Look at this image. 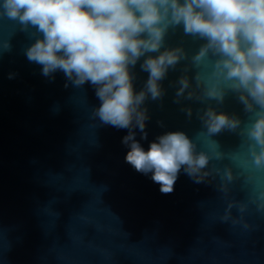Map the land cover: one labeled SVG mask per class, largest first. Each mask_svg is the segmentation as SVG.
Returning a JSON list of instances; mask_svg holds the SVG:
<instances>
[{"label": "water", "instance_id": "water-1", "mask_svg": "<svg viewBox=\"0 0 264 264\" xmlns=\"http://www.w3.org/2000/svg\"><path fill=\"white\" fill-rule=\"evenodd\" d=\"M36 38L0 17V264H264V168L253 163L244 131L254 116L236 93L218 104L197 87V72L207 86L227 87L213 75L217 57L192 64L204 41L169 30L165 47L182 46L188 56L161 82L165 94L145 102L147 139L135 130L145 150L168 131H184L210 157L203 182L182 169L163 194L151 173L126 163L129 130L95 117L91 84L74 87L62 72L45 77L28 61ZM142 62L132 70L137 91L148 78ZM185 74L194 78L193 97L177 102ZM209 106L238 116L241 128L209 137L200 119Z\"/></svg>", "mask_w": 264, "mask_h": 264}, {"label": "clouds", "instance_id": "clouds-1", "mask_svg": "<svg viewBox=\"0 0 264 264\" xmlns=\"http://www.w3.org/2000/svg\"><path fill=\"white\" fill-rule=\"evenodd\" d=\"M0 17L15 21L21 30H35L37 38L25 56L41 66L42 75L62 72L74 87H94L100 101L95 117L104 125L129 130L122 139L129 147L126 163L139 173H151L163 194L174 191L182 169L196 183L209 175V155L198 152L184 131L158 136L147 150L136 139V129L147 139L145 102L165 94L161 82L188 56L182 46L165 47L169 30L182 28L185 35L204 41L192 64L199 66L210 54L217 57L213 75L227 83L223 87L218 80L209 87L197 72L203 95L220 104L234 92L244 111L253 114L244 131L253 163L264 168V0H0ZM142 58L140 68L148 78L137 91L132 70ZM193 79L185 74L177 80V102L186 92V98L193 97ZM186 111L192 115L191 108ZM200 119L209 137L235 132L243 123L211 106ZM223 178L231 182L232 170L226 169Z\"/></svg>", "mask_w": 264, "mask_h": 264}]
</instances>
